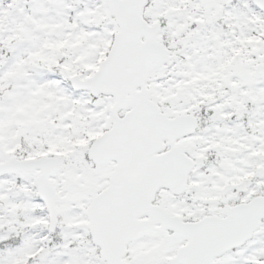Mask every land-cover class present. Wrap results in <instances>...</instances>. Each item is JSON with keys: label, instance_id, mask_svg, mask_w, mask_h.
<instances>
[{"label": "snow or ice", "instance_id": "1", "mask_svg": "<svg viewBox=\"0 0 264 264\" xmlns=\"http://www.w3.org/2000/svg\"><path fill=\"white\" fill-rule=\"evenodd\" d=\"M0 264H264V0H0Z\"/></svg>", "mask_w": 264, "mask_h": 264}]
</instances>
